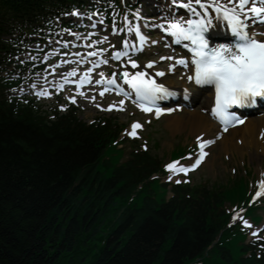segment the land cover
I'll use <instances>...</instances> for the list:
<instances>
[{"label": "trees", "instance_id": "obj_1", "mask_svg": "<svg viewBox=\"0 0 264 264\" xmlns=\"http://www.w3.org/2000/svg\"><path fill=\"white\" fill-rule=\"evenodd\" d=\"M99 1L107 12L119 7L0 0V264H205L211 255L208 264H264V238L240 244L238 257L222 243L233 228L226 201L237 189L176 183L166 197L168 185L151 178L163 162L137 139L123 140L126 157L106 175L98 165L107 162L106 145L122 141L124 122L110 114L86 121L75 103L16 93L43 66L16 55L47 32L72 28L56 23L62 11ZM239 198L245 203L248 192Z\"/></svg>", "mask_w": 264, "mask_h": 264}, {"label": "rangeland", "instance_id": "obj_2", "mask_svg": "<svg viewBox=\"0 0 264 264\" xmlns=\"http://www.w3.org/2000/svg\"><path fill=\"white\" fill-rule=\"evenodd\" d=\"M166 2L168 4V0H166ZM147 5L152 6L154 4L153 2H150L147 3ZM147 5L142 3L143 11L145 9L147 12H149L147 10ZM137 7L140 6L137 5ZM82 13V10L75 11V15L79 18H81L79 15ZM142 15L146 17L153 15V17L155 18L152 20L150 19L151 21L149 20L144 24L145 29H150V26H156L154 24L163 22L164 20L155 11L147 14L142 13ZM136 18L137 17L134 12H132L130 23H124L121 18V22H119L118 24H114L113 27L114 29H117V31L113 32L107 40H100L95 35L93 37H89L88 29L81 28L75 31L72 35L61 36L66 38L65 40H63V42H58L54 38H50L48 43H50L51 48L47 51H43L41 54H29L28 52L22 54L23 58L39 57L44 62L48 61L44 69L35 75L31 83L24 85V88H30L34 92L37 89H41L42 91H46L47 94H52V92L56 90L54 85L62 77H65L66 73L75 71L76 74H78L81 70L88 67L85 58H81V49H84V51H91V49H94V46H100L101 49H104L106 51L108 57L110 58L115 49H121V42L126 40V33H128L127 36L129 38L127 41L129 43L137 40L133 31H129V29H132V26L135 25ZM82 24L83 23H81V25ZM146 33L152 36L151 38H156L159 36V32L157 30ZM97 41H103V43H94ZM153 41H155V43H152L151 41L149 42V44L154 45V49L150 50V53L148 54H146L147 52H145L146 57H143V55L145 54H139L137 56H132V58L135 57V60L138 61L140 65H142L141 62L145 58H154L158 60L156 66L157 68H160V66L163 65L164 67H166V69H168L170 65L174 64L171 59H167L168 57H171V53L169 52L171 49L167 48L164 42L159 41L158 38ZM56 49H61V51L57 52L59 53L57 57L53 55V53H56ZM146 51H149L148 47L146 48ZM77 53H79V55H77ZM162 57H164L165 59H161ZM128 59V57H124L122 61L118 63V66H123L125 68L127 67L133 72L135 68L131 67ZM111 67V65L102 66L100 68V72H104ZM113 69H116V67H113ZM131 71L130 73H132ZM189 75L191 74L186 66L180 67L176 65L174 67V70L166 72V74L164 75V79L166 81L172 82L174 85L179 86L175 88H187L188 91H190V93L193 95V97H197V99L193 101V104L189 106H183L181 109L176 110L175 113L162 115L158 118L155 117L156 114H148L146 112H143L142 110H139L137 106L130 102L126 103L123 109L113 108L112 110H106L108 109V107H106L107 102L113 99L115 101L112 102L118 103L119 100L118 98L115 99L116 96H114L112 93L100 96L96 91L98 85L89 84L83 89H76L74 87L66 85L62 91V94L64 95L65 99H67V95L70 93H74L76 95L75 102H78L81 105L79 109V116L86 121H90L96 115L101 114L114 115L116 116L115 118L117 119V121H123L125 124L120 130L117 140H121L122 138H132L133 135L129 134L133 131L131 126L134 122H138L141 127L135 129V136L139 139V142L146 144L149 151L157 155V157L162 162H166L167 165L170 163H175L177 167H180L181 165L195 160V155L199 151H197V149H194V147H196L199 142L197 140V135L194 131L190 130L188 124L181 126L179 129L172 130L167 125L169 116L171 114H178L183 117L186 116L187 109H190L201 112L202 114L206 115V117L211 121V118L207 113L205 107L207 95L204 92L201 95H198V90L194 88L192 81L188 79ZM172 83L170 84L174 86ZM81 93L83 94L81 95ZM93 97H95V99H93ZM60 105H62V102H60ZM97 105H100V107H97ZM176 106L177 105H175L174 107ZM262 134L260 133L259 136L258 133V138L260 137V139H264ZM213 146L214 147L208 150L205 158L201 161L196 170L189 173H180L178 175H173L171 170H167L166 174H157V178L160 182H176L177 180L187 182L189 180L190 185L205 184L209 188H219L220 190L235 188L234 190H230V193L236 191L237 189L239 192V196L236 197L234 201L236 203L240 202L242 197H239L242 196L244 188L246 187L245 177L246 179H248L249 186L251 185V182L253 183V185H256L259 178H261L262 176L264 177V154L260 157L255 158L254 155H252L253 147L251 146H244V152L242 153L237 152L233 149L224 150L219 145ZM183 147L185 148V150L190 149L188 155H186L185 158H181L179 156V154L181 155V152H183ZM118 148L123 149L122 153L119 154ZM128 149V142H124L123 140L118 144H115V142L108 143L104 149V158L107 159V162L104 163L103 161H101L98 165V169L106 175H109L112 171L113 164L119 163L120 161L125 159ZM189 157L193 158L189 159ZM170 176L172 177L171 179H169ZM156 190V196L158 198L163 196L165 193V189L160 185L158 186V188H156ZM262 199L263 203H261V206H264V198ZM138 201H140V198H138ZM256 208L257 207L255 206H251L249 208H246L245 211L239 209L236 216V219L239 220H236L237 222L234 227L226 232L222 237V243L231 249L234 257H238L239 245L245 243L247 240V233L250 227L246 226L245 222H247V225L256 224L259 219V217L256 215ZM257 213L261 215L264 214V209H259ZM245 219H248V221H245ZM262 224H264L263 219L259 220L258 224H256L254 228H260L262 227ZM252 236L254 235L252 234ZM252 236L249 235V238ZM214 259L216 258L211 255L204 261V263H212ZM193 264H203V262L197 261Z\"/></svg>", "mask_w": 264, "mask_h": 264}, {"label": "snow or ice", "instance_id": "obj_3", "mask_svg": "<svg viewBox=\"0 0 264 264\" xmlns=\"http://www.w3.org/2000/svg\"><path fill=\"white\" fill-rule=\"evenodd\" d=\"M173 5L184 8L191 16L187 19L176 18L167 24L164 31L174 37V42L185 43L187 48L191 45V71L188 79L197 85H212L215 88V104L211 108V115L216 118L223 126L224 131L229 126L236 123H244V120L230 111L233 107H244L249 104L257 103L258 99L264 100V32L257 33L249 28V23H264V0H172ZM198 6V7H197ZM211 10V11H210ZM213 13L217 18H222L230 26L234 40L230 45H213L211 37L208 35L213 24ZM191 17H196L192 19ZM117 31V29H113ZM134 31L136 39L140 41L141 47L137 50L142 51L143 45L148 43L146 37L140 33L139 28L129 29ZM105 39H107L105 37ZM94 43H103L97 41ZM155 43V41H152ZM124 49H127L128 42H121ZM102 51V50H101ZM79 55V53H77ZM98 52H89L87 56H97ZM124 51H114L112 58L119 60L122 56H127ZM161 59H165L162 57ZM167 59H173L168 57ZM68 62V61H66ZM132 68H138L140 65L134 59L128 61ZM96 66L99 63H107V60L94 62ZM155 62H149L148 68H151ZM175 65L189 66L186 59H175L174 64L169 66L168 71L174 70ZM93 71L88 68L84 73V78L79 81L80 84L93 83L88 74ZM75 71L65 74V81L68 77L75 76ZM102 79L95 80V84L106 83L107 85H117L120 79L128 85L135 93L137 101L149 100L155 102L158 99H164L173 95L163 84H158L155 79H147L146 73L127 71L122 74L112 73L110 77L105 78L104 73L99 74ZM156 76L165 75L164 71L156 72ZM63 88V85H60ZM111 88H104L99 95L103 96ZM46 91L39 92L38 95H46ZM83 93H81L82 95ZM130 94V93H129ZM75 103V98H71ZM95 99V97H93ZM123 104V101H120ZM139 106V105H138ZM100 107V105H97ZM115 105H109L108 109L112 110ZM144 111H151L150 108L144 107ZM156 114H160V109H156ZM133 131L130 135L135 136V129L141 127L138 122L132 124ZM264 135V134H262ZM200 149V155L195 157V162L190 166L177 167L175 163L166 166L171 170L173 175L176 172H187L197 167L204 155L203 149L213 141L201 140L197 138ZM193 157H189L192 159ZM172 177L170 176L169 179ZM181 181L177 180L176 183ZM264 188V181L261 182ZM260 195V193H257ZM246 226L251 227V225ZM253 235H256L254 232Z\"/></svg>", "mask_w": 264, "mask_h": 264}, {"label": "bare ground", "instance_id": "obj_4", "mask_svg": "<svg viewBox=\"0 0 264 264\" xmlns=\"http://www.w3.org/2000/svg\"><path fill=\"white\" fill-rule=\"evenodd\" d=\"M152 1H155V2L158 1L157 3L159 7L158 12L160 13L161 18L163 17L167 18L166 19L167 24L173 19L181 18V17L182 18L188 17V15L185 14L187 11L184 8L183 9L180 8L176 10V8L172 9L174 5H172L170 2L167 4V2L162 1V0H152ZM212 18H213V24L210 30L221 32V27H223V19L217 18V15L215 13H213ZM256 23L253 24L249 21L250 30L256 31L257 33L264 32V25H261V24L257 25ZM145 37L148 41V37L147 36ZM139 46H141V44ZM177 54L179 55L181 53H177ZM172 60L175 61V59H172ZM155 70H158V69L156 68L154 69L153 67L148 68L146 66H141L137 68L135 73L144 72L146 73V78L161 80L166 85L172 86L170 82L166 81L163 77L161 78V76H156ZM161 71L166 72L165 69H162ZM127 72L130 73L129 70H127ZM178 90L181 92L182 95H184V93H182L184 91L183 88H179ZM203 92L207 95V99L205 101L206 102L205 107H208V106L211 107L212 102H213V89L212 88L204 89ZM174 106H175L174 104L168 107L161 106L159 109L160 110H165V109L173 110L176 107H178V106L176 107ZM186 113H187L186 116H183V117L178 114H171L169 116V119H168L169 121L167 125L172 130H176V129H179L181 126L188 124L190 127V130L194 131L195 134L197 135V138L200 137L201 140H211L213 141L212 144L214 143L215 145H219L224 150L233 149L237 152L242 153L244 152V149H243L244 146H247V147L251 146L253 147L252 155H254L255 158L260 157L261 155L264 154V139L262 138L260 139V137L258 138L257 136L258 133H261V132L264 134V110H259V112H255L251 115H248L245 118L244 123H242L240 126H236V127L228 129L227 132H223L214 120L210 121L206 117V115L202 114L199 111L187 109ZM263 138H264V135H263ZM212 147L214 146L211 145L209 148H212ZM209 148L208 146H206V148L203 149V152L207 153Z\"/></svg>", "mask_w": 264, "mask_h": 264}]
</instances>
